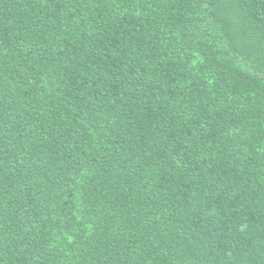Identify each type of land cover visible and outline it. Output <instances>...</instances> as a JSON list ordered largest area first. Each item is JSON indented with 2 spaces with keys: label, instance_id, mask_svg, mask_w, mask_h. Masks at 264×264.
Listing matches in <instances>:
<instances>
[{
  "label": "trees",
  "instance_id": "trees-1",
  "mask_svg": "<svg viewBox=\"0 0 264 264\" xmlns=\"http://www.w3.org/2000/svg\"><path fill=\"white\" fill-rule=\"evenodd\" d=\"M0 264H264V0H0Z\"/></svg>",
  "mask_w": 264,
  "mask_h": 264
}]
</instances>
